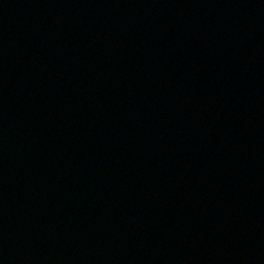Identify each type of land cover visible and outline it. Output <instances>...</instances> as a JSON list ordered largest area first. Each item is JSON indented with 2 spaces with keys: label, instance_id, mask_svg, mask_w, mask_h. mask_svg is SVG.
I'll use <instances>...</instances> for the list:
<instances>
[{
  "label": "water",
  "instance_id": "water-1",
  "mask_svg": "<svg viewBox=\"0 0 264 264\" xmlns=\"http://www.w3.org/2000/svg\"><path fill=\"white\" fill-rule=\"evenodd\" d=\"M133 4L132 0H0V194L41 178L50 168L70 163L113 137L127 142L134 135L141 143L117 144L134 152L126 163L135 176L130 193H118L126 213L135 203L142 208L130 222L118 218L112 208L95 205L96 219L103 213L104 220L90 229L76 216L72 203L61 205V196L43 191L27 208L30 216L0 224V241L11 239L15 227L18 240L31 229L45 237L59 236L62 243L52 247L44 264H112L108 250L119 243L125 245L116 247L121 254L117 260L123 259L120 264L128 262L130 253L134 264H182L178 254L198 215L206 216L213 206L225 218L246 210L242 203L250 193L264 204V0H168L154 9L147 7L144 14L124 17L118 12ZM197 30L203 37L201 54ZM136 50L147 55L146 59L140 55L144 85L160 87L146 90L137 82V92L144 94L139 103L137 92L133 96L117 86L129 81L122 62L129 66ZM172 52L177 58L172 59ZM115 102L120 106H112ZM87 113L98 125L63 142ZM149 131L168 135L169 147L154 145L150 150L154 161L146 165L141 145ZM44 133L50 135L51 148L40 154L38 134ZM184 139L193 147L191 158ZM62 146L73 152L63 156ZM44 158L50 160L47 166ZM231 162L236 170L226 167ZM112 171V163H100L102 175L109 177ZM86 173L90 179L84 184L94 185L95 172ZM225 200L231 206L228 210ZM255 204L264 209L257 200ZM259 214L260 219L264 211ZM224 228L213 243L232 253L227 254L239 258L247 252H264V245L249 251L237 244L250 237L238 222L228 221ZM198 236L201 243L212 241ZM104 237L107 242L101 247ZM209 249L221 257L220 251ZM212 250L198 255L199 261L215 264ZM260 251L259 262L264 260ZM9 261L0 251V264ZM26 263L23 258L22 264Z\"/></svg>",
  "mask_w": 264,
  "mask_h": 264
}]
</instances>
